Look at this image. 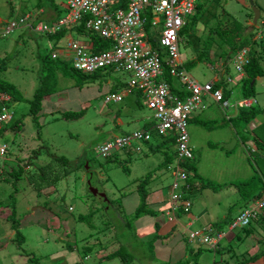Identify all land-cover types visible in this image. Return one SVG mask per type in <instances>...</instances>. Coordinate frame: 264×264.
Instances as JSON below:
<instances>
[{
	"label": "rangeland",
	"instance_id": "rangeland-1",
	"mask_svg": "<svg viewBox=\"0 0 264 264\" xmlns=\"http://www.w3.org/2000/svg\"><path fill=\"white\" fill-rule=\"evenodd\" d=\"M67 1L57 0L55 6L45 5L44 9L39 10V0H0V15L5 20L9 19L8 21L17 19L19 15L40 18L42 13L45 12L46 15L51 11L58 16H64L67 11L63 5ZM243 1L199 0L198 12L189 19L191 29L180 35L179 51L185 68L201 85L215 82L218 77L215 88L216 85L220 87L215 90H222L225 101H229L230 109L225 112L228 115L237 110L236 103L245 100L243 78L237 73L234 62L228 63L226 77L222 78L220 74L221 62L218 63L215 53L222 55L225 60L228 47L221 40L212 39L209 58L195 65L190 64L204 52L209 37V30H204L205 26L209 25L211 29L225 16H232L249 27V32H253L252 38L255 40L260 32L262 39L257 41L261 45L259 49L263 51L264 59V0H254L255 7L262 14L257 31L249 1ZM73 36L82 42L90 40L89 34L78 33ZM68 40L65 37L62 42L65 44L64 48L68 46ZM54 51V42L45 35L25 29L17 30L9 38H0V62L4 60L7 65L6 71L0 73V79L15 85L23 97L11 105L12 116L6 126L8 133L1 137V141L9 145V156L3 171L0 170V203L7 206L6 209L0 210V264H169L170 261L164 254L165 248L159 249L161 243L156 234L150 241H143L139 235L134 236L132 228L134 214L140 208L147 210L149 192L158 188L169 194L168 187L172 181L167 175V164H164L169 150L147 153L141 159L134 157L129 163L125 161L124 152H120L118 159L111 161L101 158L99 154V147L106 141L142 129L144 120L150 116L142 94L133 93L121 103L105 105V98L111 93H121L130 84L132 76L112 70H103L98 74L87 75L88 77L81 72L74 75L71 63H66V70L56 69L49 73L44 69V63L51 61L50 57L52 58ZM259 52L261 51L258 50ZM223 67H227L224 62ZM48 76L55 94L45 101L38 122L34 123L29 115L30 102L36 90L42 86L43 79ZM228 77L232 78V83L228 82ZM177 82L175 83L178 84ZM256 93V104L253 108L238 109L240 112L258 111V117L252 119L247 126L244 122L234 120L232 127L237 128L240 134L239 142L244 145L243 148L237 146L234 154L241 152L248 159V162L239 159L238 168H247L248 163L251 164L252 171L248 173V177L252 180L250 184L256 185L253 194L257 195L263 184L255 177L261 176V164L264 162L259 154L254 153L252 157L250 154L254 149H248L246 144L253 146L254 143V147H259V153L264 152V78L257 81ZM221 105L223 106V103ZM204 108L206 111L203 114H210L216 121L200 113L203 122H191V142H196L198 134L200 135V142L193 145L195 159L192 164L198 168V172H203L207 184H218L214 177L217 168L227 174L222 180L227 183L230 181L231 169L236 168L234 160L226 165L210 151L212 156H207L199 145L205 143L204 146L208 147L216 143L220 136L219 130L225 128L228 122L220 111L222 108L216 105L210 96L204 98L201 109ZM68 112L81 116L64 118L63 114ZM21 119L24 120L21 133L9 132ZM154 138L159 141L158 137ZM245 140L247 142H244ZM200 158L203 161L202 168H199ZM15 166H20L23 172L22 177L17 180L6 173ZM190 173L192 175V171ZM8 177L11 178L10 181H2ZM151 177L153 178L149 184L147 182L143 193V202L140 200L142 197L138 195V186L144 178ZM196 177L197 175H194L191 179L194 183ZM242 178L243 174L240 179ZM211 186L210 189H199L198 192L202 191L203 195L208 197L206 190L212 192ZM220 188L222 187H218L216 192L218 195L215 201L227 197L228 190ZM92 189L105 194L106 198L95 196ZM14 200L18 231L13 230L14 223L7 220V216L12 213L10 203ZM233 201L226 199L225 202L214 205L215 208H221V214L227 216V221L239 215L245 204L244 198L234 202V205ZM207 203L212 204L209 200ZM158 215L166 218L165 214ZM85 216L89 217L86 221H81L80 218ZM111 226L118 229L120 233L117 234L125 235L126 244L121 253L113 258L114 262L107 259L100 262L98 252L101 247L109 246L108 230ZM253 226L254 230L250 234L252 239L258 237L257 226ZM224 227L226 236L221 242L223 246L215 252V256L213 250L207 251L210 258H216L220 264H233L236 259L240 262L249 260L251 253L244 255L248 239L243 230L235 231L234 236V232H229L227 224ZM176 229L178 232L182 230L180 226ZM18 232L25 239L22 248L15 241ZM237 234L244 237L242 243L241 239L236 237ZM91 236L94 241L89 239ZM97 240V246H89ZM85 246L91 248L87 254ZM181 255L182 247L178 249V261L184 260ZM191 262L200 264L196 260Z\"/></svg>",
	"mask_w": 264,
	"mask_h": 264
},
{
	"label": "built area",
	"instance_id": "built-area-1",
	"mask_svg": "<svg viewBox=\"0 0 264 264\" xmlns=\"http://www.w3.org/2000/svg\"><path fill=\"white\" fill-rule=\"evenodd\" d=\"M199 0H68L67 14L52 24L34 27L30 18L8 21L0 26V38H9L21 28H29L42 35H53L64 29L84 25L85 29L111 42V48L94 53L91 48L78 40L71 39L67 49L52 53V59L71 63L72 67L84 74H95L103 70L125 72L132 76L130 84L121 93H111L105 98V105L121 103L133 93L142 94L150 116L145 119L142 129L128 135L114 137L99 147L103 159H111L119 152L143 154L153 139V132L164 141L175 143L174 160L167 166L173 176L170 206L167 215L170 220L183 211L188 214L192 202L186 194L191 191V173L186 167L195 159L190 142V123L194 114L201 110L206 96L223 103L230 109L222 90H215L217 82L201 85L185 68L180 55V35L191 25L189 20L197 10ZM250 48L239 50L233 62L241 76L249 64ZM214 69V68H213ZM223 76L225 70L221 62ZM170 80L181 86L182 99L173 93ZM232 83V78L228 77ZM254 99L236 103L235 109L252 107ZM12 98L0 91V133L10 120ZM230 118H228L229 120ZM9 145L0 139V163L6 162ZM264 218V189L261 195L248 202L246 208L235 217L231 229L248 228L255 221ZM223 235H211L206 228L190 231L189 243L216 248Z\"/></svg>",
	"mask_w": 264,
	"mask_h": 264
},
{
	"label": "crops",
	"instance_id": "crops-1",
	"mask_svg": "<svg viewBox=\"0 0 264 264\" xmlns=\"http://www.w3.org/2000/svg\"><path fill=\"white\" fill-rule=\"evenodd\" d=\"M241 1H243V0H241ZM66 4L63 5V7L67 11ZM37 6H38L37 8L39 10L44 9V7H42L38 4H37ZM196 12H197V10H196ZM13 13H15V10H13ZM20 16L21 15L17 16V18L20 19L21 18ZM64 16H58L52 11H51V13L47 12L45 15V12H44L41 14L40 18H39V16L37 17V15H36L37 18H32V22H30V21L29 22H30V24H32L34 26H38L39 23H41V25L52 24V23L56 22L58 19L63 18ZM8 20L9 19H7V20L3 19L0 15V26L5 25L8 22ZM33 22H35V23H33ZM44 22H47V23H44ZM22 29H25V31H31L29 28H22ZM73 34H78V33L77 32H70L68 37H67L69 39L68 42L71 39L77 40L74 38ZM46 37L48 38V36H46ZM64 40L59 41L58 43L54 44L55 51H58L59 49H67V47L66 48L63 47L65 45V44H62V42H64ZM78 41H80V40H78ZM80 42H82V41H80ZM82 43L89 46L90 48H92V46H93V42H92L91 38H90L89 42L84 41ZM55 51L53 53H55ZM216 80H218V79H216ZM172 82H173V87L175 90V92H173V93L175 95H177V93H180L181 86L175 80H172ZM175 82H177L178 84H176ZM212 100L214 101L213 98H212ZM215 103H216V105H219L220 108H222L221 110L220 109L219 110L223 112L224 116H226V120H227L228 124L225 128L219 130L220 136L216 139V143H214L212 145L210 144L208 147L204 146L205 143L200 144L199 146H200V148H202V152L204 151L207 156L211 155L210 152L214 153L219 157V160L221 159V162L225 163L226 165H229L230 161L234 160V162L236 164V168L231 169V175L229 176L230 181L227 183L222 181L227 174L225 172L219 171L217 168V171H216V174H214V177L217 180L218 184H213L212 186L210 184H202L203 182H206L204 179L203 172L200 170L198 172L197 171L198 168H196L194 166L195 174L192 172L191 179L193 178L194 175H197L196 183H194L191 180L192 185H194V186L191 189V191L186 194L187 198L190 199L192 202L191 212L188 214L180 213L173 220H170L169 216L167 215V212H168V209H169V206L171 203L170 193H171V185L173 182V176L170 173H168L167 175H169V177L172 181L170 186L168 187L169 188V194L167 195L161 189H159V190H158V188L154 189L153 191L149 192V196L147 197V210H148V212H146L147 214L142 215L138 218L135 217L136 213L134 214V221L132 224V228L134 230V236L136 235L138 237V235H139V238H141L143 241H146V240L150 241V238L154 234H156V236L158 237V241L161 243V246L159 247V249L165 248L164 254H165V256L168 257V259L170 261L169 264H177L178 262H184L183 264H193L191 262L192 260H196L200 264H220L216 260V258L212 259V258H210V255L207 254V251H209V249L204 248L202 246L199 247L198 245L193 247V245L189 244L187 230H201V229L204 230V229L208 228V229L213 230L214 232H220V231L225 232L224 221L231 222L235 217H233L230 221H227V216L224 213L221 214V211H220L221 208H215L214 205H216L219 202L223 203V202H225L226 199H227V201L234 200L233 205H234V202H236V203L239 202L243 197L241 194L242 192L236 188V185L242 184L241 182H244V181L245 182L243 184L251 181V179H249V177H248L249 176L248 173H250L252 171V169L250 168V167H252L251 164L248 163V165L246 166L247 168H238V164L240 163L239 162L240 160H242V161L244 160L245 162H248V159L245 157V154H244V156L241 154V152H239L238 154H234V151H235L237 146L240 145L241 148H243V146H244V145L242 146V144L239 142V135H238L237 129L235 127H232V123L230 122L231 119L235 120V118L238 117L240 110H235L234 114L228 115V114H225V112L228 110L223 108V106L221 104H219L217 102H215ZM204 109H201L199 112H196V114H194L191 122H195V121L203 122L204 119L202 118L200 113L203 114L206 111V109L205 110ZM203 115H205V117L207 115L208 119L214 120V117L211 116L210 114L209 115L203 114ZM228 118H230V119L228 120ZM214 121H216V120H214ZM191 124L192 123H190V125ZM143 126H144V124H143ZM190 135H191V133H190ZM155 136L158 137L153 132V139L149 144H146V148L148 150H147V152H144L143 154H137L135 152H125L124 151V153H126V156H124V157H126L125 161L129 163V160L134 158V157H138L139 159H141L143 156H146L147 153H154L155 151L165 150V149L169 150L170 153H169V151L166 153V156L164 159V164L168 165L171 161H173L174 156H175V143H174V141L173 140H171V141L165 140L164 141V139H161L159 137H158L159 141H157L154 138ZM192 137H194V133H192ZM190 138H191V136H190ZM199 138H200V135L198 134V140L196 142H193V141L191 142V139H190V142H191L193 149H195L193 145L198 144L200 142ZM235 139L237 140V145L232 151H228L223 147V144H230ZM154 141L156 144L154 143ZM208 141L209 140H207V142ZM252 144H253V146H248V143H247L246 146L248 147V149H249V147H253V149L256 151L257 148L254 147V143H252ZM172 151H173V154H171ZM170 159H171V161H170ZM202 166H203V161L200 158L199 168H202ZM242 174H243V178L240 179ZM152 178L153 177L150 178L149 183L151 182ZM205 186H207V187H205ZM210 186L212 187V192H210L209 190H206V195L208 196V197H206L205 195H203L202 191H205L206 188L210 189ZM217 186L222 187L220 189L228 190V194H227L226 199L220 200V201H218V200L215 201V197L218 195V194H216V192L218 190L214 189V188H216ZM226 186L229 188H227ZM263 186H262V189L264 188ZM199 189H201L202 191L198 192ZM262 189H261V191H262ZM138 195H140V194L138 193ZM253 197H250L247 200H245V204H244V207L241 210V212L248 205V202L253 200ZM207 200L211 201L212 204L208 205ZM141 204H142V202H141ZM233 205H232V207H233ZM158 213H161V215L165 214L166 218L159 216ZM220 222L222 223V225H218V223H220ZM253 225H256L257 229H258V237L254 238V239H252L250 237L251 232L254 230ZM178 226H180L182 228V230L180 232H178L176 229ZM109 228H110L108 230V233L110 235L109 236L110 238L108 240L109 246L100 248V251L98 252L99 253L98 258H99L100 262L102 260L104 261L105 259H107L109 261L113 260V262H114L113 258H115L117 256L116 253H118L119 251L121 253L122 249L124 248V245L126 244L125 239H124L125 238L124 234H120V235L117 234L120 232H118V229H116L114 226H111ZM242 230L244 232L246 239H248V243L246 246L247 251L245 252L244 255H247L249 253H251V254H249V260L246 259V260H244V262H240L238 259H236L233 262V264H252V263H256V262H258V264H264V218H262L261 220L255 221L249 228L242 229ZM235 231H237V230H235ZM235 231H233L234 233L232 232L234 236H235ZM236 237L241 239L240 240L241 243L244 240V237L239 236V234H237ZM89 239L91 241H94L92 236L89 237ZM97 242H98V240L94 243H91V245H89V246H97V244H98ZM222 246L223 245L220 244V246L218 247V250ZM85 247L88 248V246H85ZM180 247H182V255L180 257H182L184 260L178 261V258H179L178 257V249ZM94 249H97V248L94 247ZM199 250H204V253L201 254V252ZM111 255H112V257H111ZM244 255H242V257ZM214 256H215V252H214Z\"/></svg>",
	"mask_w": 264,
	"mask_h": 264
},
{
	"label": "trees",
	"instance_id": "trees-1",
	"mask_svg": "<svg viewBox=\"0 0 264 264\" xmlns=\"http://www.w3.org/2000/svg\"><path fill=\"white\" fill-rule=\"evenodd\" d=\"M57 0H39L38 5L44 7L45 5L48 6H55ZM199 6V5H198ZM198 6H197V12H198ZM49 7V6H48ZM224 14V13H223ZM252 17H254V13H252ZM262 17V14H261ZM261 20V19H260ZM195 21V19H194ZM195 25V23H194ZM192 25H189L188 27H186L182 32V35H184L188 29H191ZM209 30V37L207 38V42L206 45L204 47V52L199 55V59H195L193 61V63H191L190 65H195L199 62H203V60L208 59L209 56L211 55L210 53V47L212 46V39H217V40H221L223 42V44H225L228 47V52L226 53V59H223V56L215 53L216 54V59L218 60V63L220 62H224L227 64V67L224 68L225 70V77L227 74V69H228V63H230L233 58L235 57L236 53L245 48V47H249L251 48V54H250V60H249V64L246 66L245 68V72H246V77L245 79L242 80L243 83V97L245 99H249V98H255L256 97V85H257V81L258 79H263L264 78V59L262 56L263 51L259 49V47L261 46L259 44V41H256L255 39H253V32H249V27L245 26L244 24H242L241 22L233 19L232 16H225V18L223 20H220L214 27H212L210 29V26L207 25L205 26L204 30ZM70 32H77V33H81V34H89L90 38L93 42V46L91 48V50L94 53H101L104 52L106 50H109L111 48V42L108 40H105L103 38H101L100 36L93 34L87 30H85L84 25H81L80 27H76L72 30L69 29H64L63 31H60L58 33H55L53 35H48V39L50 41H53L54 44L58 43L59 41H62L65 39V37H68ZM256 42V44H255ZM258 50L261 51L258 53ZM50 62L48 61L47 63H44V69L46 71H48L49 73L53 72L56 69H68V66L66 63L62 62V61H55L50 57ZM7 69V65L6 62L3 60L2 62H0V73L5 72ZM70 71V70H69ZM72 71L74 72V75H76L78 73V71H76L74 68H72ZM101 73L96 72L95 74ZM222 78H224L223 76V72L220 73ZM86 75V77H88L87 75L90 74H84ZM49 76L45 79H43L42 81V86L36 90L35 94H34V98L32 100V102H30V109H29V115L32 117V120L34 123L38 122V118L39 115L42 113L43 108H44V104L45 101H47V99L49 98V96H53L55 93H53L52 91V85L49 83L48 81ZM82 81H84V79H82ZM170 83H172V80H170ZM173 86V84H171ZM218 87H220V85H216L217 89ZM51 88V89H50ZM0 91L9 95L12 98L13 103L19 102L20 99H22V94L21 92L17 89V87L5 80H1L0 79ZM173 92H175L174 87H173ZM177 95L179 97H181L182 99H184L185 95L181 94V93H177ZM229 95V93L227 94V96ZM253 108V107H252ZM242 110H246V109H242ZM258 111L253 110L252 112H240L238 117L235 118V120L244 122L247 125H249V123L252 121V119H255L256 117H258ZM64 118H79L81 115L79 114H75V113H64L63 114ZM233 119L230 120L231 123H233ZM24 126V120L21 119L18 122H16V124H14L9 132L12 133H16V134H20L22 129ZM237 129V128H236ZM238 132V130H237ZM8 133V129L5 128L2 133H0V139L3 136H6ZM238 135L239 132H238ZM244 142H247V140H245ZM162 144V143H161ZM259 147L257 146L256 151L252 152L250 155L253 157V154H259V156L261 157L262 162H264V152L263 153H259L258 152ZM9 156V154H8ZM121 156L120 154L115 155L113 158L108 159L107 161H111L112 159H118V157ZM171 161V159H170ZM166 162V161H165ZM172 162V161H171ZM4 164L0 163V170L3 171L4 169ZM3 165V166H2ZM262 168H264V164H261ZM186 167L189 169V171H192L195 174V169H194V165L192 163H189L186 165ZM261 168V172L259 177H255L258 178L262 184L264 185V170ZM6 173L8 175H10V177H14L17 179L21 178L23 175V172L19 166V168L12 167L10 172L6 171ZM254 178V179H255ZM11 178H3L2 181L8 182L10 181ZM1 181V180H0ZM150 179L148 178H144L142 181H140V185L138 186V192L140 193L141 201L145 202V200L143 199V193L146 190L147 187V182L149 183ZM252 181V180H251ZM251 181L245 183V184H239L236 185V188L239 189V191H241L242 193V197L247 200L250 197H253V200L258 198L261 195V192L259 194H253L255 192V186L254 184H250ZM206 183V182H205ZM204 182L202 184H205ZM207 184V183H206ZM262 185V186H263ZM194 185H192L193 188ZM208 186V185H207ZM205 186V187H207ZM264 187V186H263ZM214 189L218 190V186ZM246 192H248V194H245ZM146 195V193H145ZM148 196V193H147ZM10 206H12V213L7 216V220H11L14 225H13V230L18 231V220H17V214H16V201H11ZM6 205L0 203V210H4L6 209ZM148 212V210L146 209H139L136 213V218L142 216V215H146ZM1 211H0V217L1 215ZM180 213H184L183 211L179 212ZM89 216H85V217H81L80 220L81 221H86L87 218ZM228 222L224 221V224H227ZM218 225H222V223H218ZM15 241L19 244V247L22 248L23 244L25 243V239L23 236H21V234L18 232L17 235L15 236ZM86 249V247L84 248ZM93 250V248H92ZM91 251V248L88 247L86 254L88 252ZM202 253H204V250H199ZM120 253V251L118 253H116V255H118ZM115 256V255H114ZM112 257V255H111ZM110 257V258H111ZM109 259V258H108ZM184 262H178L177 264H183Z\"/></svg>",
	"mask_w": 264,
	"mask_h": 264
},
{
	"label": "clouds",
	"instance_id": "clouds-1",
	"mask_svg": "<svg viewBox=\"0 0 264 264\" xmlns=\"http://www.w3.org/2000/svg\"><path fill=\"white\" fill-rule=\"evenodd\" d=\"M255 16V15H254ZM24 17H29L30 18V22H32V17H31V15H27V16H23V17H21V18H24ZM20 18V19H21ZM18 19V18H17ZM260 19H261V17H260ZM16 20V19H15ZM262 20V19H261ZM260 20V21H261ZM29 22V23H30ZM34 23V22H33ZM255 25V29H256V31H257V29H258V23L257 24H254ZM34 26V25H33ZM39 26V25H38ZM257 26V27H256ZM34 27H37V26H34ZM28 28V27H27ZM22 29V28H21ZM32 32V31H31ZM46 36V35H45ZM259 39H262V35L260 34V32H258V37H257V39H256V41L257 40H259ZM249 48V47H248ZM250 54H251V48H250ZM52 55V54H51ZM233 61V60H232ZM240 75V74H239ZM241 76V75H240ZM224 77H225V74H224ZM245 77H246V72H245V74H244V76H241V78H243V79H245ZM249 99H254L255 100V98H249ZM256 101V100H255ZM12 104H13V101H12ZM5 128H6V126H5ZM4 128V129H5ZM147 152V151H146ZM118 154H120V152L118 153ZM246 208V207H245ZM169 210V209H168ZM191 212V211H190ZM168 213V212H167ZM241 213V212H240ZM235 219V218H234ZM233 219V220H234ZM233 220L231 221V222H228L227 223V225H229L228 226V228H229V231L230 232H233V231H235V230H232L231 229V225H232V222H233ZM253 224V223H252ZM224 225H226V224H224ZM249 228V227H248ZM208 229V228H207ZM243 229H246V228H243ZM209 230V233L211 234V235H215V234H217V233H221L222 235H223V238H222V240L224 239V237L226 236V233L225 232H223V231H220V232H214L213 230H211V229H208ZM236 230H242V229H236ZM190 231H196V230H187V232H188V235H189V232ZM222 240L219 242V244H218V246L216 247V248H214V249H212V248H210V247H206V246H202V245H199V244H191V243H189L190 245H193V247L194 246H196V245H198L199 247H204V248H207V249H209V250H213L214 252H216L217 250H218V247L220 246V244H221V242H222ZM188 242H189V239H188Z\"/></svg>",
	"mask_w": 264,
	"mask_h": 264
},
{
	"label": "water",
	"instance_id": "water-1",
	"mask_svg": "<svg viewBox=\"0 0 264 264\" xmlns=\"http://www.w3.org/2000/svg\"><path fill=\"white\" fill-rule=\"evenodd\" d=\"M249 1V5L250 7L252 8L253 10V13H254V24H257L260 20V17H261V12L255 7V3H254V0H248ZM237 145V140H233L230 144H223V147L228 150V151H232ZM92 193L95 195V196H101L102 198H106L105 194H100L97 190H91Z\"/></svg>",
	"mask_w": 264,
	"mask_h": 264
}]
</instances>
